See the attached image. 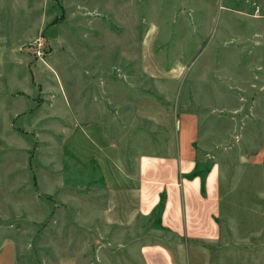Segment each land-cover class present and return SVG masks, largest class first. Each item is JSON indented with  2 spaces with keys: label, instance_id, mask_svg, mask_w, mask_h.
Returning a JSON list of instances; mask_svg holds the SVG:
<instances>
[{
  "label": "rangeland",
  "instance_id": "374dc122",
  "mask_svg": "<svg viewBox=\"0 0 264 264\" xmlns=\"http://www.w3.org/2000/svg\"><path fill=\"white\" fill-rule=\"evenodd\" d=\"M186 112L200 172L222 171L219 238L104 227L106 188L173 152ZM144 242L264 264V0H0V264H126Z\"/></svg>",
  "mask_w": 264,
  "mask_h": 264
},
{
  "label": "crops",
  "instance_id": "0c3cea01",
  "mask_svg": "<svg viewBox=\"0 0 264 264\" xmlns=\"http://www.w3.org/2000/svg\"><path fill=\"white\" fill-rule=\"evenodd\" d=\"M42 119L35 116V124ZM176 125L177 145L172 147L173 152L140 154L135 165L118 175L117 183L106 188L98 214L104 227L133 229L142 219L151 218L163 198L161 229L190 240L219 238L217 206L222 174L219 161L212 162L206 172H200L202 167L193 146L200 134L196 114L184 113ZM212 126L217 124L212 122ZM129 253L137 257L126 264H173L172 254L165 245L144 242ZM51 264H78V261L75 256L61 255Z\"/></svg>",
  "mask_w": 264,
  "mask_h": 264
},
{
  "label": "trees",
  "instance_id": "16d2710c",
  "mask_svg": "<svg viewBox=\"0 0 264 264\" xmlns=\"http://www.w3.org/2000/svg\"><path fill=\"white\" fill-rule=\"evenodd\" d=\"M162 203H163V198L161 199L160 203L155 208V210L153 211L152 216H151L153 218L152 221L157 223L160 226H161L160 214H161V209H162Z\"/></svg>",
  "mask_w": 264,
  "mask_h": 264
},
{
  "label": "built area",
  "instance_id": "2783aa9c",
  "mask_svg": "<svg viewBox=\"0 0 264 264\" xmlns=\"http://www.w3.org/2000/svg\"><path fill=\"white\" fill-rule=\"evenodd\" d=\"M42 44V40L39 41L38 45Z\"/></svg>",
  "mask_w": 264,
  "mask_h": 264
}]
</instances>
